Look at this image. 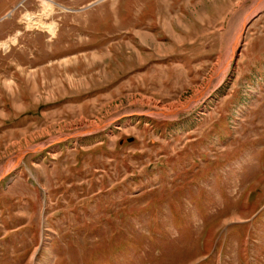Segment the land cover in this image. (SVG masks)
Returning a JSON list of instances; mask_svg holds the SVG:
<instances>
[{"label": "rangeland", "instance_id": "obj_1", "mask_svg": "<svg viewBox=\"0 0 264 264\" xmlns=\"http://www.w3.org/2000/svg\"><path fill=\"white\" fill-rule=\"evenodd\" d=\"M261 3L0 0V264H264Z\"/></svg>", "mask_w": 264, "mask_h": 264}, {"label": "bare ground", "instance_id": "obj_2", "mask_svg": "<svg viewBox=\"0 0 264 264\" xmlns=\"http://www.w3.org/2000/svg\"><path fill=\"white\" fill-rule=\"evenodd\" d=\"M44 1H47V2H50V3H52L53 2V0H44ZM264 4L263 3H261L260 4V6L258 7V6H254L253 8H252V10L251 11H249L248 13H247V16L245 17L246 19H245V21L247 20V18L251 15V14H254L255 13V11H257V10H259L262 6H263ZM255 7H256V9H255ZM28 19H29V22H33V21H35V18L33 17V16H29L28 17ZM244 21V22H245ZM244 22H243V24H244ZM45 27L48 29V31H50V33H52V34H55L56 32H57V29H58V26L56 25V24H52V25H45ZM242 30H243V26L236 32V34H235V37H234V39H233V41H232V43H231V45H230V50H229V53H228V55H227V57H226V59L224 60V62H223V64H222V66L220 67V69H219V71L217 72V74H216V77H217V75L219 76H221V77H223L224 75H225V72L227 71V69L229 68V65H230V63H231V61H232V59H233V57H234V55H235V51H236V49H237V47H238V45H239V41H240V38H241V35H242ZM219 76V77H220ZM220 79H222V78H220ZM215 80V79H214ZM201 95V94H200ZM198 101V100H197ZM194 105V104H193ZM189 108V107H188ZM181 108L180 109H173V107L172 108H167V109H165V108H160L158 111H156V112H152V113H154V114H156V115H163V116H170V115H173V114H176L177 112H181ZM97 129H99L98 127H93V128H91V129H87V130H89V131H94V130H97ZM16 159H20V158H16Z\"/></svg>", "mask_w": 264, "mask_h": 264}, {"label": "crops", "instance_id": "obj_3", "mask_svg": "<svg viewBox=\"0 0 264 264\" xmlns=\"http://www.w3.org/2000/svg\"><path fill=\"white\" fill-rule=\"evenodd\" d=\"M121 1V0H120ZM127 3V2H126ZM120 4V3H119ZM263 51H264V47H263ZM259 53V52H258ZM262 54L264 53V52H261ZM260 53V54H261ZM261 57H263L264 58V55H261L260 56V59H263V58H261ZM262 72H260L261 74H263V72H264V59L261 61V65H260V68H259Z\"/></svg>", "mask_w": 264, "mask_h": 264}]
</instances>
